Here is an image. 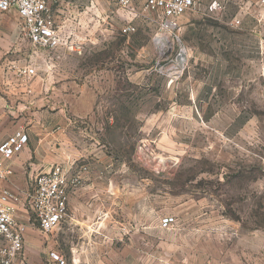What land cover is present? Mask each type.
Wrapping results in <instances>:
<instances>
[{
	"label": "rangeland",
	"instance_id": "1",
	"mask_svg": "<svg viewBox=\"0 0 264 264\" xmlns=\"http://www.w3.org/2000/svg\"><path fill=\"white\" fill-rule=\"evenodd\" d=\"M136 12L125 35L118 0H62L55 50L0 14L23 130L95 178L51 233L20 209L15 264H264V1L201 0L178 32Z\"/></svg>",
	"mask_w": 264,
	"mask_h": 264
},
{
	"label": "built area",
	"instance_id": "2",
	"mask_svg": "<svg viewBox=\"0 0 264 264\" xmlns=\"http://www.w3.org/2000/svg\"><path fill=\"white\" fill-rule=\"evenodd\" d=\"M61 1L0 0V14L16 12L21 21V30L35 47L55 50L68 44L63 37V27L57 25L54 17V6ZM199 1L118 0L120 8L132 16L122 31L125 35L135 31L133 20L139 15L137 9L141 11L140 15L157 21L163 30L178 32L181 30L180 20L193 11ZM24 74L35 75V70L26 69ZM28 143V134L24 130L0 143V264H15L23 252L27 225L18 218L21 204L31 211L33 223L38 224L43 233H51L65 219L71 196L81 188L85 175L90 172L87 166L74 170L73 165L67 168L63 164H55L48 172L35 175L31 190L24 197L15 194L2 186L13 174L7 162L22 153ZM169 222L165 220L166 225ZM52 260L58 264L66 263L58 254H54Z\"/></svg>",
	"mask_w": 264,
	"mask_h": 264
},
{
	"label": "crops",
	"instance_id": "3",
	"mask_svg": "<svg viewBox=\"0 0 264 264\" xmlns=\"http://www.w3.org/2000/svg\"><path fill=\"white\" fill-rule=\"evenodd\" d=\"M1 84L4 85V82L1 83L0 81V143L16 132L22 131L24 128V117L19 115L15 109V104L21 101L23 95L18 98H13L12 90L7 87H2ZM23 90L24 89L21 87L16 93L20 95ZM30 131H32V129ZM32 132H26L28 134L29 143L25 150L7 162V165L11 166L13 174L2 183L4 188L22 197L30 191L33 185V178L36 174L39 172H48L51 167L59 161H61V163L63 162V165L67 168H70L74 161L70 158L71 156L65 157V161L62 160L61 157L55 156L53 153L49 152L52 145L47 143L46 140H48V138L42 135L40 139H37ZM64 145L70 146L71 143H64ZM47 146L49 149L46 148ZM74 168L73 166V169ZM75 169L77 170V168ZM85 181L86 184L88 182L91 183L95 181V178H93V175L89 172L85 175ZM20 209H25V206L21 204L18 208V213Z\"/></svg>",
	"mask_w": 264,
	"mask_h": 264
},
{
	"label": "bare ground",
	"instance_id": "4",
	"mask_svg": "<svg viewBox=\"0 0 264 264\" xmlns=\"http://www.w3.org/2000/svg\"><path fill=\"white\" fill-rule=\"evenodd\" d=\"M156 43L157 44H159L161 47H164L165 46V43L160 39V38H158V39H156ZM183 53V52H182ZM178 66V65H177ZM175 68H177V67H175ZM177 71H175V73H176ZM180 72V71H179ZM178 72V73H179Z\"/></svg>",
	"mask_w": 264,
	"mask_h": 264
}]
</instances>
